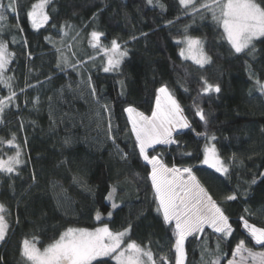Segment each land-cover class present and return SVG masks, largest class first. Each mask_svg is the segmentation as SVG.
<instances>
[{
  "label": "trees",
  "instance_id": "trees-1",
  "mask_svg": "<svg viewBox=\"0 0 264 264\" xmlns=\"http://www.w3.org/2000/svg\"><path fill=\"white\" fill-rule=\"evenodd\" d=\"M19 2L18 13L7 14L3 35L15 53L6 75L13 77L17 95L0 117V138L7 141L15 133L24 163L17 169L19 174L0 173V203L8 209L9 224L0 245V264H24L20 249L25 238L38 237L42 248L67 227L93 229L102 223L114 231L131 224V240L150 246L157 258L166 255L174 261V236L156 211L151 168L139 156L124 111L133 106L150 116L162 84L173 91L191 127L174 136L177 144L158 145L149 154L160 156L169 167H193L229 217L234 232L220 241L227 254L221 264L232 258V249L241 239L250 248L264 250L251 240L240 219L264 227V177L260 176L264 173V95L249 76L251 66L264 82V38L255 42L253 56L235 54L210 16L201 21L185 14L178 0H159L164 9L157 0L151 5L147 0H52L50 20L39 29L26 17L36 0ZM186 27L188 35L204 41L211 57L203 68L179 56L177 40ZM93 31L104 34L100 40L105 46L116 39L127 48L118 70L104 72L103 61L87 63L98 52L90 44ZM201 77L219 84L221 92L198 95ZM8 95L0 85V97ZM105 103L110 112L101 108ZM197 108L203 109L206 122L195 115ZM109 120L115 143L108 132ZM213 135L219 155L229 165L228 175L202 163L203 148ZM14 152V147L0 145L3 158ZM186 152L192 155H183ZM254 177L257 183L249 187ZM113 187L119 207L106 218L112 211L107 196ZM233 193L237 200L227 201ZM97 211L105 218L96 220ZM198 237L190 236L185 242L186 264H201L202 242L216 246L217 234L211 230Z\"/></svg>",
  "mask_w": 264,
  "mask_h": 264
},
{
  "label": "snow or ice",
  "instance_id": "snow-or-ice-1",
  "mask_svg": "<svg viewBox=\"0 0 264 264\" xmlns=\"http://www.w3.org/2000/svg\"><path fill=\"white\" fill-rule=\"evenodd\" d=\"M51 3L52 0H36L26 11V17L34 29H39L49 22L48 8ZM147 3L151 5L153 0H147ZM157 3L161 9H164L165 6L160 4L159 0ZM178 3L185 14L195 13L200 15L201 19L207 18L210 14L212 21L222 29L223 39L227 41L235 54L253 56L256 51L255 42L264 38V0H178ZM19 8V0H8L7 3L0 0V85L9 91L7 97H0V117L17 95L12 90L13 77L6 75L15 53L9 50L8 42L3 35L8 27L7 14L10 12L15 16ZM16 27L19 31H23L19 28V24ZM185 33H187V27ZM90 35L91 46L101 48L100 39L104 34L93 31ZM12 42H16L15 38ZM25 43H27L26 40ZM177 44L184 45L179 49V56L182 59L191 60L200 68L211 63V57L205 52L200 38L185 34L182 40L177 41ZM102 51L106 57L104 72L118 70L123 59L128 55L127 48H122L116 39L111 41L110 47H102ZM63 63H68L67 58H63ZM72 66L75 68V65ZM57 67H60L59 61ZM250 67V79H254L259 92L264 95V82L250 70ZM201 82L202 87L198 95L221 92L219 84L209 83L203 77H201ZM91 94L96 96L94 87L91 89ZM100 106L104 111L110 112L108 104ZM124 111L128 114L139 156L151 166L148 175L154 192L156 211L162 215L163 223L170 226L174 236L172 244L174 261H169L166 255H160L157 258L150 246L131 240V224L127 228L114 231L108 223H102V226L93 229L67 227L58 238H54L42 248L38 247L39 238L36 236L23 239L20 251L24 264H110L111 261L115 264H185L186 240L190 236L199 238L198 234L204 233L206 228L211 229L213 234H217V243L214 249L210 248L206 242L201 243V264H221L222 259L227 255L222 251L220 241L231 237L234 229L221 206L197 179L193 167H177L175 164L169 167L160 156L149 154V149H154L156 145L177 144L178 141L174 138V134H178L181 129L191 127L173 91L166 84H162L156 90L155 106L150 116L133 106H128ZM195 115L201 121L206 122L203 109L197 108ZM0 123H3L2 118H0ZM111 131L112 124L109 120L108 132L115 143L114 137H111ZM197 135L207 137L206 133H197ZM210 139L215 140L216 137L213 135ZM68 142L66 140V143ZM5 143L9 147H14L15 152L6 159L0 156V173L19 174L17 169L24 161L21 158V150L16 142L15 133L7 141L0 138V145ZM183 155L191 156L192 153L186 152ZM122 158L126 159L127 153H123ZM202 163L222 175L229 174V165L221 158L215 144L204 146ZM260 176L264 177V173H260ZM256 183L257 179L254 177L249 187ZM116 191L117 189L113 187L107 196V199L112 201L113 209L119 207L114 201ZM237 198V194L233 193L225 199L235 201ZM245 211L248 210L245 209ZM7 212L5 204L0 203V242L5 240L9 231ZM107 215L111 217L112 212H108ZM240 219L251 240L256 245L264 246V227H258L244 217ZM96 220H101L99 211L96 212ZM231 257L227 264H264V251H254L243 239L239 240L232 249Z\"/></svg>",
  "mask_w": 264,
  "mask_h": 264
},
{
  "label": "rangeland",
  "instance_id": "rangeland-1",
  "mask_svg": "<svg viewBox=\"0 0 264 264\" xmlns=\"http://www.w3.org/2000/svg\"><path fill=\"white\" fill-rule=\"evenodd\" d=\"M190 14H192V16L194 17V18H197L198 20H204V19H201L200 18V15H198V14H195V13H190ZM208 16H210V14L208 15ZM211 17V16H210ZM45 26V25H44ZM185 34H187V33H185ZM188 35V34H187ZM184 37V36H183ZM183 37L181 38V39H179V40H182L183 39ZM202 40V39H201ZM178 41V40H177ZM202 42H203V44H204V41L202 40ZM227 42V41H226ZM100 44H101V46L102 47H107V46H105L102 42H101V40H100ZM180 46L181 47H184V45L183 44H180ZM102 47L101 48H96L97 50H98V52H97V54L92 58V59H88L87 60V63L88 62H93V61H97L98 63H100V61H103L104 62V66H105V64H106V57L104 56V53H103V51H102ZM204 49H205V44H204ZM206 52V51H205ZM125 58H127V56L125 57ZM125 58L123 59V61L125 60ZM184 60V59H183ZM122 61V62H123ZM184 61H187V62H190V63H192V64H194L193 63V61H191V60H184ZM122 64V63H121ZM194 65H196V64H194ZM208 65V64H207ZM207 65H205V66H207ZM196 66H198V65H196ZM204 66V67H205ZM104 68V67H103ZM113 71H115V70H113ZM113 71H111V72H113ZM127 117H128V114H127ZM130 126H131V124H130ZM188 129V128H187ZM184 130H186V129H181V130H179V132H182V131H184ZM178 132V133H179ZM176 134H174V136H175ZM206 144H209V145H211V144H214V140H211L210 138L207 140V142H206ZM161 145H163V144H161ZM156 146H158V145H156ZM156 146H154V148L156 147ZM165 146H170V145H165ZM152 150V148H150L149 149V152ZM147 163V162H146ZM204 166H207V165H205V164H203ZM150 166V165H149ZM208 167V166H207ZM150 168H151V166H150ZM210 168V167H209ZM211 169H213V168H211ZM213 170H215V169H213ZM111 203H112V201H110ZM116 209V208H115ZM115 209H113L112 208V211L111 212H113V210H115ZM103 218H105L104 216H101V219H103ZM106 218H110L108 215L106 216ZM206 229H209V228H206ZM209 230H211V229H209ZM212 231V230H211ZM198 235H200V234H198ZM7 236V235H6ZM3 242H0V245L2 244ZM261 246V245H260ZM254 251H257V252H259V251H264V250H262V249H253ZM185 264H186V262H185Z\"/></svg>",
  "mask_w": 264,
  "mask_h": 264
}]
</instances>
